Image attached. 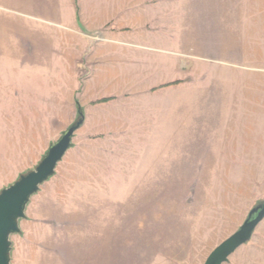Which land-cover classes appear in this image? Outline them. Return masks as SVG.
Returning a JSON list of instances; mask_svg holds the SVG:
<instances>
[{
  "label": "crops",
  "instance_id": "crops-1",
  "mask_svg": "<svg viewBox=\"0 0 264 264\" xmlns=\"http://www.w3.org/2000/svg\"><path fill=\"white\" fill-rule=\"evenodd\" d=\"M179 19V1L0 0V192L19 178L35 137L65 129L77 119L78 105L84 115L78 130L84 136L136 138L128 144L99 139L59 163H196V152L205 153V163H244V151L252 159L257 142L235 128V121L243 119L239 93L245 82L238 75L243 27L231 23L228 34L220 24L214 56L206 28L202 37L191 34L195 44L203 39L198 59L207 79L202 85L194 78L160 88L196 76L186 52L192 43L181 46ZM213 57L220 70H235L236 78L212 80ZM183 88L203 90L198 96L159 94ZM248 103L252 106L253 100ZM213 117L222 126L214 129L215 139L209 138ZM169 119L177 121L170 142L159 138L158 123L147 122ZM137 120L144 123L134 129ZM59 187L64 191L61 182ZM60 189L49 193L55 205L49 197V204L37 207L47 211L52 206L54 218L65 221L69 210ZM47 216L30 215L25 222L46 224Z\"/></svg>",
  "mask_w": 264,
  "mask_h": 264
},
{
  "label": "rangeland",
  "instance_id": "rangeland-1",
  "mask_svg": "<svg viewBox=\"0 0 264 264\" xmlns=\"http://www.w3.org/2000/svg\"><path fill=\"white\" fill-rule=\"evenodd\" d=\"M159 1H179L181 46L192 43L191 50L186 52L196 72L195 77H185L160 88L194 78L202 85L207 79L203 62L198 59L203 52V39L196 38L195 44L189 39L194 37L191 34L202 37L206 28L205 35H212L214 56L220 24L228 34L233 27L231 23L243 27V68L238 73L245 82L239 93L243 99L239 115L243 114V119L235 121V128L248 141L257 142L259 150L254 151L252 159L244 151V163H205L203 152L195 153L196 163H160L162 160L159 163H58L55 174L31 197L25 216L19 220L20 231L11 235V264H203L209 253L233 234L250 210L264 200V0ZM213 59L216 58H212V80H218L221 75L236 78L235 70H220ZM198 90L199 93L189 88L163 90L159 94L198 96L203 88ZM249 98L253 100L252 106L248 105ZM80 117L79 114L73 123ZM147 122L155 126L158 123L159 138H168L170 142L171 126L177 121ZM73 123L54 136L45 133L36 136L34 149L25 157L28 163H21L20 176L35 169L49 146ZM132 123L135 129L144 121ZM218 127L222 128L221 123L213 117L211 136L206 138L215 139L213 131ZM56 129L52 126L50 131ZM82 131L75 132L66 158L99 139L105 144L108 139L115 144H128L136 138L86 137ZM187 150L188 147L184 152ZM187 155L192 156L189 151ZM212 155L219 158L221 154ZM60 182L64 191L58 188ZM56 188L61 190V201L64 199L69 210L65 221L54 218L52 206L47 211L37 207L40 202L49 204V197L55 205L49 193ZM46 213L51 215L42 221L46 224L36 226L25 222L30 215L46 217ZM19 237L27 240L25 244H20ZM224 264H264V220L251 239Z\"/></svg>",
  "mask_w": 264,
  "mask_h": 264
},
{
  "label": "water",
  "instance_id": "water-1",
  "mask_svg": "<svg viewBox=\"0 0 264 264\" xmlns=\"http://www.w3.org/2000/svg\"><path fill=\"white\" fill-rule=\"evenodd\" d=\"M80 117L66 129L56 142L52 143L35 169L22 174L11 185L0 192V264H11V235L20 231L19 220L31 197L40 190L43 183L55 174L58 163L71 148L75 132L82 126ZM264 220V200L253 207L241 226L216 246L203 264H224L242 245L247 243L257 226Z\"/></svg>",
  "mask_w": 264,
  "mask_h": 264
},
{
  "label": "trees",
  "instance_id": "trees-1",
  "mask_svg": "<svg viewBox=\"0 0 264 264\" xmlns=\"http://www.w3.org/2000/svg\"><path fill=\"white\" fill-rule=\"evenodd\" d=\"M107 100H108L107 98L106 99H101L99 102H104V101H107ZM78 108H79L80 116L83 117L84 115H83V112H82V109H81L80 105H78Z\"/></svg>",
  "mask_w": 264,
  "mask_h": 264
}]
</instances>
